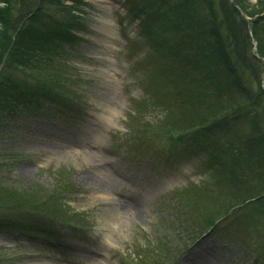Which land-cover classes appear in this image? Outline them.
<instances>
[{"label": "rangeland", "instance_id": "obj_1", "mask_svg": "<svg viewBox=\"0 0 264 264\" xmlns=\"http://www.w3.org/2000/svg\"><path fill=\"white\" fill-rule=\"evenodd\" d=\"M9 1L78 39L51 84L0 48V264H264V0Z\"/></svg>", "mask_w": 264, "mask_h": 264}, {"label": "trees", "instance_id": "obj_2", "mask_svg": "<svg viewBox=\"0 0 264 264\" xmlns=\"http://www.w3.org/2000/svg\"><path fill=\"white\" fill-rule=\"evenodd\" d=\"M65 1H71L72 5L78 4L77 0H43L45 3H50L53 5H64ZM9 0H0V4L6 6L0 7V48L5 50L6 60L9 62V66L14 70L20 71L32 78L40 80V82L46 84H51L46 81L41 75V70L38 68L42 61V58H49L50 60L58 61L59 58H66L68 54L66 51L67 45H72L78 39L77 35H74L68 27L67 35L64 33H45V35H35L34 28L31 25L32 21H35L41 12V7L36 8L29 16H26L23 22L19 23L18 28L14 29V37L9 40L8 31L12 29V21L10 20L9 11ZM242 7L241 4H238ZM140 16L145 17L147 11L142 9V11L137 12ZM249 16V15H248ZM250 17V16H249ZM144 19V18H143ZM72 27V26H71ZM44 54V55H43ZM62 55V56H61ZM48 56V57H47ZM218 57L221 62L229 67V60L227 58V49L225 45L218 47ZM264 57V55L262 56ZM58 63V62H57ZM38 70V72H36ZM206 89L211 88V84L206 82H201ZM15 85L10 84L6 80L0 81V110L3 108L13 107L14 104H21L23 99V94L17 91ZM211 90V89H210ZM26 98V97H25ZM34 104L30 107L33 108ZM154 110L153 107L148 108V111ZM181 132L180 130H178ZM177 132V130H173ZM230 146H222L220 148V155L216 160L220 163L221 157L229 158L231 162L234 163V156L237 154V149L234 151V145L230 142ZM228 161V162H229ZM243 168L239 166V169L233 171V174H239ZM2 195V194H0ZM10 197V195L8 194ZM253 198L247 201H251ZM14 200V199H13ZM19 202V201H15ZM264 262V260H263Z\"/></svg>", "mask_w": 264, "mask_h": 264}, {"label": "bare ground", "instance_id": "obj_3", "mask_svg": "<svg viewBox=\"0 0 264 264\" xmlns=\"http://www.w3.org/2000/svg\"><path fill=\"white\" fill-rule=\"evenodd\" d=\"M105 189H107V187H106ZM137 214H138V213H137Z\"/></svg>", "mask_w": 264, "mask_h": 264}, {"label": "water", "instance_id": "obj_4", "mask_svg": "<svg viewBox=\"0 0 264 264\" xmlns=\"http://www.w3.org/2000/svg\"><path fill=\"white\" fill-rule=\"evenodd\" d=\"M260 58V57H259ZM261 59V58H260Z\"/></svg>", "mask_w": 264, "mask_h": 264}]
</instances>
